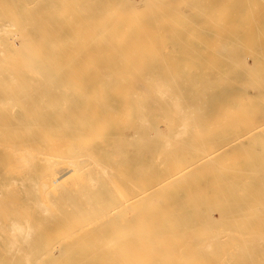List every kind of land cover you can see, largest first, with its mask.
<instances>
[{
  "label": "bare ground",
  "instance_id": "obj_1",
  "mask_svg": "<svg viewBox=\"0 0 264 264\" xmlns=\"http://www.w3.org/2000/svg\"><path fill=\"white\" fill-rule=\"evenodd\" d=\"M76 1L0 0V264H264V0Z\"/></svg>",
  "mask_w": 264,
  "mask_h": 264
},
{
  "label": "rangeland",
  "instance_id": "obj_2",
  "mask_svg": "<svg viewBox=\"0 0 264 264\" xmlns=\"http://www.w3.org/2000/svg\"><path fill=\"white\" fill-rule=\"evenodd\" d=\"M170 1H172V0H170ZM173 1H175V0H173ZM172 1V2H173ZM186 2L187 4L188 3H190V6L189 5H187L186 4V6H188V8L189 7H191V5H193V4H195L197 7H198V9L196 10V6L194 7V11L192 10V11H190L191 9H192V7H191V9H188V8H183L184 7V4L185 3H183V2ZM184 1H182L181 0V2L179 1H177L176 0V2H178L179 3V6H180V8L182 9V10H180V11H183V12H181L180 14L181 15H178L180 18H182V19H185V21L188 23V24H190L192 21H194V20H198V19H202L203 21H207L208 19H209V17L211 18H216V19H218V22H220V27L221 26H229V25H232L231 24V22H230V19H234L235 17L236 18H238L239 19V17L241 18L240 19V28L238 27V28H236V29H232V30H221V31H231V32H239V31H243V32H245L246 31V28L248 29V22H250L251 24H252V22L251 21H253V18L255 17V12H256V10H254L255 12H253L252 11V8H251V6H250V2H252V0L251 1H249V0H204V1H201V0H184ZM193 1V2H192ZM201 1V2H200ZM195 2V3H194ZM196 2L198 3V4H196ZM200 2V3H199ZM207 2V3H206ZM233 2L234 3H236V4H233ZM244 2V3H243ZM78 3V4H77ZM203 5H202V4ZM238 3V4H237ZM180 4H183V5H180ZM205 4H208V5H205ZM80 6V3L78 2V0L75 2V7H76V9H79V6ZM78 6V7H77ZM201 6V7H200ZM246 8H248V9H246ZM251 9V11H250V9ZM187 11H186V10ZM210 9V10H209ZM245 9V10H244ZM202 12V10H203V12L201 13L200 11ZM215 10V11H214ZM190 11V12H189ZM204 11H206V12H204ZM248 11H249V13H248ZM170 12H173V13H175L174 11H170ZM170 12L167 14L168 16H169V18L172 20V21H174V17L176 16V15H174L173 13H171V15H170ZM251 12V13H250ZM185 16V17H183V15ZM79 16L78 17H83L84 16V14H78ZM81 15V16H80ZM115 15V14H114ZM257 15V14H256ZM182 16V17H181ZM204 16V17H203ZM206 17V18H205ZM243 18V19H242ZM190 20V21H189ZM210 20V19H209ZM248 21V22H247ZM172 23H174V22H172ZM187 24V25H188ZM228 24V25H227ZM245 24V25H244ZM247 24V25H246ZM250 25V24H249ZM242 26V27H241ZM242 28H244V29H242ZM194 30V31H193ZM249 30V29H248ZM247 30V31H248ZM187 31V33H190V31L192 32V34H191V37L189 36L190 34H187V37H188V39H197V38H195L196 36H198V35H196V34H198V33H201V32H210V31H212L211 29H209V30H207L206 29V31L203 29V30H198V29H196V28H192V30L191 29H187L186 30ZM198 32V33H197ZM216 32H218V31H216ZM196 35V36H195ZM193 36V37H192ZM189 65L190 64H192V63H188ZM194 65H197L196 63H194ZM194 71V70H193Z\"/></svg>",
  "mask_w": 264,
  "mask_h": 264
}]
</instances>
